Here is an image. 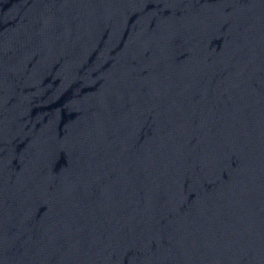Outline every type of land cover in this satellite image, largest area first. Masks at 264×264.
I'll use <instances>...</instances> for the list:
<instances>
[{
  "label": "water",
  "instance_id": "water-1",
  "mask_svg": "<svg viewBox=\"0 0 264 264\" xmlns=\"http://www.w3.org/2000/svg\"><path fill=\"white\" fill-rule=\"evenodd\" d=\"M0 264H264V0H0Z\"/></svg>",
  "mask_w": 264,
  "mask_h": 264
}]
</instances>
